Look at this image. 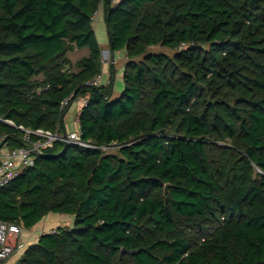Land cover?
Returning <instances> with one entry per match:
<instances>
[{
  "label": "trees",
  "instance_id": "1",
  "mask_svg": "<svg viewBox=\"0 0 264 264\" xmlns=\"http://www.w3.org/2000/svg\"><path fill=\"white\" fill-rule=\"evenodd\" d=\"M100 7L116 96L113 64L90 83ZM80 97L82 138L117 149L56 141L0 187V221L72 216L16 264H264V0H0V116L63 132Z\"/></svg>",
  "mask_w": 264,
  "mask_h": 264
},
{
  "label": "built area",
  "instance_id": "2",
  "mask_svg": "<svg viewBox=\"0 0 264 264\" xmlns=\"http://www.w3.org/2000/svg\"><path fill=\"white\" fill-rule=\"evenodd\" d=\"M101 80L102 74H98L90 83L98 85ZM68 100V98L63 100L62 107L67 104ZM84 102L85 98L82 97L80 100L81 107ZM0 123L15 126L22 131V144L14 147L8 146L5 143V135L0 134V187L7 184L23 169L32 166L35 159L56 141L87 148H100L102 151H106L111 146L99 145L90 140L83 139L80 130L59 132L58 130L52 131L42 127L31 129L21 124L16 125L10 118L2 116H0ZM256 171L263 173V170L258 167H256ZM22 230L23 228L20 225L0 221V260H5L16 250L22 251L24 249L26 243L19 237ZM55 231V228H51L50 230L41 229L38 235Z\"/></svg>",
  "mask_w": 264,
  "mask_h": 264
},
{
  "label": "rangeland",
  "instance_id": "3",
  "mask_svg": "<svg viewBox=\"0 0 264 264\" xmlns=\"http://www.w3.org/2000/svg\"><path fill=\"white\" fill-rule=\"evenodd\" d=\"M93 21H94V27H95V32H96V38H97L99 46L101 48V55H102L103 59L108 62V65L113 64L112 72H114L116 75H118L117 77L120 78V76L122 74V70H123L122 68H123L124 62L126 60V57L122 53H119V57L116 55V62L114 63L113 58H110L111 56H109V51H107L109 49L108 41H107V31H106L105 22L103 20V17L101 16L100 12L97 11V13L94 16V20ZM152 49L156 50V51H162L163 50V51H166V52H171V50L165 49V48H162V47H159V46L152 47ZM86 53H87V48L76 49V50H74L73 52H71L69 54V57L74 62L81 55L86 54ZM104 67H103V70H104ZM118 83H119V81H118V78H117V82L115 84H118ZM117 94H118L117 90H114L113 95L116 96ZM81 98L82 97H80L78 99L79 104H80ZM78 102L73 101L72 104L70 105V107L68 108V110L65 113L64 123H65L66 129L68 131L75 130L77 128V125H76V122H75V114H76V112L78 110L77 109ZM116 149L117 148H116L115 145H111L109 148L106 149V151L107 152H114V151H116ZM53 221H55L54 225L61 226L60 224H58V222H57L58 220H53ZM65 225H68V224H65ZM37 228H39V227H37ZM24 232H22V234ZM28 232H30V231H28ZM35 232L37 234L39 233V231L36 229V227H35ZM22 234H20V236H19L20 238H21ZM27 241H30V239H28Z\"/></svg>",
  "mask_w": 264,
  "mask_h": 264
},
{
  "label": "crops",
  "instance_id": "4",
  "mask_svg": "<svg viewBox=\"0 0 264 264\" xmlns=\"http://www.w3.org/2000/svg\"><path fill=\"white\" fill-rule=\"evenodd\" d=\"M98 12L101 13V16H102V7L99 8ZM97 13V12H96ZM109 51V49L107 50ZM108 53V52H107ZM119 53H122L121 51H116L115 52V55L112 53V52H109V56H111L110 58H113L114 60V63L116 62V55L119 57ZM103 59V58H102ZM103 64H102V74H103V79L102 81H105V82H108L109 80V66L108 65V62L105 61L104 59L102 60ZM105 66V67H104ZM103 67H104V70H103ZM118 75L115 74V83L117 82V78H118V81L119 83L118 84H115L113 85V92L114 90H117V93H119L120 89H121V77H117ZM78 99H76L75 101L77 102ZM80 104L78 102V107H77V112L75 114V122H76V125H77V128L75 130H77L79 127H78V122H77V114L79 113V110H80ZM64 117H65V114L62 118L63 120V124H64V129L63 132H67L68 130L66 129V125L64 123ZM53 220H58V224H60L61 226H64L65 224H70L72 222V216L70 217V215H66V214H59V213H49V214H46L42 220L34 227L30 228V229H24L22 230V232H24L21 236V240L24 241L27 244L29 243H33V242H36L37 239L39 238V235L35 232V227L36 229L39 231L41 229H45V230H50L51 228H56L58 227L59 225H54V222ZM71 225V224H70ZM39 227V228H37ZM30 231V232H28ZM28 239H30V241H27ZM21 251H15L14 253H12L8 258H6L5 260L1 261L0 264H16L17 262V259L20 255Z\"/></svg>",
  "mask_w": 264,
  "mask_h": 264
},
{
  "label": "water",
  "instance_id": "5",
  "mask_svg": "<svg viewBox=\"0 0 264 264\" xmlns=\"http://www.w3.org/2000/svg\"><path fill=\"white\" fill-rule=\"evenodd\" d=\"M64 116V115H63ZM62 116V117H63ZM64 135H65V133H64ZM167 186H168V184H165V186H164V189L166 190L167 189ZM124 251H127L125 248H122L121 249V252H124ZM134 251H130V253H133Z\"/></svg>",
  "mask_w": 264,
  "mask_h": 264
}]
</instances>
